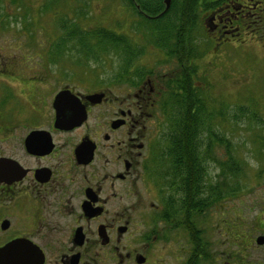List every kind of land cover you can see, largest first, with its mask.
I'll return each instance as SVG.
<instances>
[{"label":"flooded vegetation","instance_id":"af4514ba","mask_svg":"<svg viewBox=\"0 0 264 264\" xmlns=\"http://www.w3.org/2000/svg\"><path fill=\"white\" fill-rule=\"evenodd\" d=\"M229 1L233 7L209 11V33L264 25V0ZM43 4L0 0V43L16 41L6 48L11 53L0 49V264H264V196L255 203L260 217L241 221L224 218L220 199L211 237L200 220L206 211L182 209L188 203L174 155L159 154L171 135L161 106L179 85L177 63L162 73L155 60L145 66L141 57L123 56L113 75L123 81L111 87L100 71L79 72L68 57L23 55L27 44L42 49ZM119 4L135 11L140 28L135 3ZM13 23L20 29L9 30ZM210 161L200 158L204 189L191 196L195 206L212 196L205 188Z\"/></svg>","mask_w":264,"mask_h":264},{"label":"trees","instance_id":"16d2710c","mask_svg":"<svg viewBox=\"0 0 264 264\" xmlns=\"http://www.w3.org/2000/svg\"><path fill=\"white\" fill-rule=\"evenodd\" d=\"M129 1H133L135 9H139L142 14L138 22L141 27L134 30L137 33V36L134 35L137 37V42H134L129 36L113 31L111 27V29L103 28L89 32V29L83 28V25H79L71 19L69 23L57 21L55 23L56 29L60 27L62 32L57 29L56 51L51 52L49 58L54 57L59 61L58 57H68L65 50L69 48L68 43H71L76 51L78 50L80 64L92 65V63L99 62L102 57L104 59L114 54L119 55L120 60L123 56H126L130 62H133L137 57L142 58L150 55L149 52L153 53V50L159 51L158 56H156V64L158 63L159 66L163 65V61H175L179 71L174 82L179 85L178 87H171V92L167 99L162 101L161 106V113L167 118V127H170L171 135L168 144L159 151V154L174 155V170L181 178V199L187 200L188 203L182 205V209L188 207L198 211H208L214 206V202H218L222 198L226 200L227 197L236 194L235 191H230L231 185H228L227 178L229 179V176L238 173L242 168L238 166L241 161L238 163V159L232 153L228 155L229 159L227 160L214 154V151L218 148L227 147L232 150L233 144L230 139L219 133L216 125V123L220 124L217 119L220 117L221 111L218 110H222L223 106L221 105L217 109H212L213 105L209 107L211 103L208 102V96H210L215 86L211 80L202 78L198 73L197 65H200L198 61L196 65V60L199 57L202 58L204 53L202 41L200 39L197 41V36L204 32L208 35L209 26L206 27V19L209 18V11L215 10L219 5L233 6L229 0H171V7L165 12V0ZM51 11L56 12V9L42 7V15ZM156 16H158L157 19L150 18ZM250 26L248 25V27ZM262 28L263 23H256L251 26V31L256 36L250 34V37L242 38V30L240 29L229 36L218 37L221 42L216 43L213 42L210 35L206 36L209 45H212L210 51L213 49L219 50L218 44L226 42V45L222 46L226 52L224 56L238 62L241 56L240 49L232 48L233 43L243 46L251 40H256V37H259L257 33ZM228 37L230 40H226ZM252 43L255 44V42ZM251 49H253V53H251L253 60L257 59L258 56L260 57L255 47ZM251 55L248 57V65L253 63ZM139 59L137 58V60ZM111 60L113 61L112 58ZM121 71L117 70L118 73ZM138 71V77L140 78L146 73L147 69L142 67ZM130 75L128 74V76ZM122 78V75H120L115 81H123ZM223 78L226 79L227 76L225 75ZM129 81L135 84L134 79L129 78ZM94 82L99 84L102 81L95 79ZM225 82L221 86L223 90L234 88L235 84L233 82H231L232 87ZM200 84H204L206 87ZM210 90L211 93L209 94ZM218 102L216 99L215 103ZM214 110H217L218 117H216L217 112L213 113ZM241 110H243V107H240ZM252 110L255 112L252 113ZM258 110L247 106V116L250 115L252 119H256L255 114H258L261 120L264 119L261 111ZM221 116L223 118L222 113ZM251 118L248 117V119ZM258 132H261V130L258 129ZM222 133H224L223 130ZM257 153L264 154V149L257 151ZM203 155H205L207 162L212 160L222 168L223 182L213 185L205 184V188L211 191L212 196L206 198L205 203L203 202L205 207H200L191 204L193 200L191 196L195 198L200 188L204 189V187L202 188L203 182L201 181L200 171V158Z\"/></svg>","mask_w":264,"mask_h":264},{"label":"rangeland","instance_id":"374dc122","mask_svg":"<svg viewBox=\"0 0 264 264\" xmlns=\"http://www.w3.org/2000/svg\"><path fill=\"white\" fill-rule=\"evenodd\" d=\"M43 2L44 0H42V3ZM119 2L123 4L126 2V5L129 6L128 0H77L75 6L72 8L70 7L71 0H45V4L42 7H52V10L56 9V12L51 11L48 14L45 13L42 15V22L40 24L42 25V35H39L40 37L42 36V49H32L30 48L31 45L27 44L22 48V54L28 55L32 52V54L49 58V55L51 56L50 48L54 45L56 36L58 35L57 29L62 32L60 27L56 29L55 23L57 21L69 23L70 19H74L71 18V16L76 17L79 25H83V28L89 29V32L94 30L98 31L104 27L108 29L112 28L113 31L129 36L133 41L137 42L133 35L137 23L135 22V11L132 10L131 7H129L131 11H127ZM256 5L260 6L262 3ZM129 22L131 23V27L126 28V24ZM252 25L254 24H251V26ZM251 26L248 27V25H246L243 28L241 34L242 38H248L250 34L256 36V34L251 31ZM20 27V24L13 23L9 30H19ZM206 27H208L207 24ZM10 34L15 33L12 32ZM10 34L4 36L6 41L11 39ZM16 34L20 35L21 32L16 31ZM210 34L215 35V37L212 38L214 43L221 41L217 38L215 30L212 32L210 31V33L208 31V35L204 32L197 36V41L199 39L202 41L204 53L202 58L199 57L200 66L198 68V73L202 78L211 80L215 86L212 93L211 90L209 91V94L211 93L213 95L210 94V96H208V102L211 103L209 107L213 105L212 109H217L220 108L221 105L223 106L222 110H218L221 111L220 117L217 119L220 121V124L216 123V125L218 126L219 133L230 139L233 144L232 150L227 147L218 148L214 151V154L227 160L229 159L228 155L232 153L233 156L238 159V163L241 161L238 166L242 168L241 171L229 176V179L227 178L229 182L228 185H231V189L235 190L236 194L234 198L230 196L223 201V205L226 206V208H224V218H229L231 216L235 219L239 217V221H241L240 218L248 217L250 220H254V217H260V214L257 215L259 208L255 206V203L264 196V154L257 153V151L264 149V119L261 120L258 114H255L256 119H252L250 115L247 116L246 111L247 106L252 109H259L258 111H261L264 118V25L262 30L257 33L259 37H256V40H251L243 46H238L233 43L232 48L240 49L239 52L241 56L238 62L224 56L226 52L222 48L223 44L218 47L219 50L213 49L210 51L212 45H209L206 37ZM24 39L34 40L35 36L24 37ZM251 42H255V44H251ZM10 43L13 44L16 43V41H3L0 43V49L3 54L11 53L6 50ZM67 46L69 48L65 50L66 56H68L66 59H72V62L77 66L79 72L100 71V73H102L101 78L110 82L111 87L121 86L114 82L116 77L113 76L120 66L121 60L118 57L119 55H109L108 58L104 59L102 57L99 62L92 63V65L80 64L78 50L76 51L71 43H68ZM254 47L260 57L257 54V59L253 60L251 55L253 49L251 48ZM29 48L30 50L27 52ZM149 54L150 55L144 56L145 58L142 57V63L145 66L154 62V60L156 62L155 58L158 56L156 52H149ZM249 55H251L253 63L248 65ZM61 63L58 65L50 64L51 70H60L59 67L64 65L63 62ZM172 63L173 61L171 60L169 63L163 61V65L159 67L158 71L162 73L172 71L174 68ZM44 66H46V64L42 62V68H44ZM157 66L158 63L154 67L157 68ZM225 75L227 76V80L223 78ZM224 82L230 87H232L231 82H233L235 86H233L234 88L223 90L221 86ZM118 83H121V81H118ZM200 85L206 87L204 84ZM216 99L219 101L218 103H215ZM240 107H243V110L240 111ZM215 112H217V110L213 111V113ZM254 112L255 111L252 110V113ZM216 117H218V112ZM248 117L251 119H248ZM258 129H260L261 132H258ZM222 130L224 133H222ZM210 163H213V161H210ZM213 165L214 166H206L208 168L207 184L209 185L223 182V177H217L219 173L215 167L217 164L214 162ZM206 190L211 193L209 189ZM230 198L233 200H230ZM218 203L219 202H214V206L206 211L205 215L200 217L210 237L216 233V229L218 228L217 216L219 212L216 211ZM237 210L238 213L236 212ZM226 220L227 219H224V221Z\"/></svg>","mask_w":264,"mask_h":264},{"label":"water","instance_id":"95a60500","mask_svg":"<svg viewBox=\"0 0 264 264\" xmlns=\"http://www.w3.org/2000/svg\"><path fill=\"white\" fill-rule=\"evenodd\" d=\"M165 4H166V9H165V12H167L169 9H170V7H171V0H165ZM62 95H64V94H60V98L62 97ZM64 111L63 110H61V116H62V113H63ZM84 116H85V112H84ZM65 120V119H64Z\"/></svg>","mask_w":264,"mask_h":264},{"label":"bare ground","instance_id":"6f19581e","mask_svg":"<svg viewBox=\"0 0 264 264\" xmlns=\"http://www.w3.org/2000/svg\"><path fill=\"white\" fill-rule=\"evenodd\" d=\"M165 7H166V4H165ZM150 18H151V19H153V18H156V19H157V18H158V16H156V17H150Z\"/></svg>","mask_w":264,"mask_h":264}]
</instances>
